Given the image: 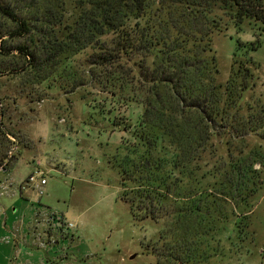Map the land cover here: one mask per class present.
Instances as JSON below:
<instances>
[{"label": "rangeland", "instance_id": "obj_1", "mask_svg": "<svg viewBox=\"0 0 264 264\" xmlns=\"http://www.w3.org/2000/svg\"><path fill=\"white\" fill-rule=\"evenodd\" d=\"M0 1L30 26L17 36L16 23L0 15V178L7 179L0 186V264H158L156 255L166 256L175 237L167 225L178 204L167 217L144 219L142 213L134 218L123 200L122 169L126 154L133 156L132 134L142 107L130 101L129 93L99 83L90 53L52 56L53 49H47L53 47L41 37L51 32L53 19L44 13L53 10L64 21L55 39L65 40L66 27L80 12L79 0ZM211 14L220 26L212 39L217 82L225 86L240 63L251 70L243 98L230 113L241 126L249 103L255 109L264 106V20L246 19L239 30L233 13L214 9ZM237 136L222 130L213 144L228 143L240 158L250 151L255 155L259 145L264 154L262 125ZM215 150H208L202 162L201 173L209 172L206 182H216L211 176L223 167V151ZM254 160L257 192L244 194L251 198L242 211L236 195L210 189L216 204L231 213V222L236 213L243 228L232 241H223L225 257H211V264H264V158ZM37 170L47 182L41 195L27 183ZM132 187L128 183L127 190ZM52 214L74 224L73 238L55 237L57 231L45 223ZM49 233L58 243L48 244ZM165 262L162 257L160 264Z\"/></svg>", "mask_w": 264, "mask_h": 264}, {"label": "trees", "instance_id": "obj_2", "mask_svg": "<svg viewBox=\"0 0 264 264\" xmlns=\"http://www.w3.org/2000/svg\"><path fill=\"white\" fill-rule=\"evenodd\" d=\"M78 6L65 40L55 39L64 21L53 10L44 13L53 19L51 32L41 37L53 47L47 49H53L52 56L62 52L71 59L79 52L90 53L99 83L129 93L130 101L142 107L132 134L133 156L126 154L122 169L123 200L134 218L142 213L144 219H157L160 213L167 217L178 204L167 225L175 237L166 256L156 255L160 262L164 257L165 264H211V257H225L223 241H232L243 228L233 210L231 222V213L216 204L210 189L236 195L237 210L242 211L257 192L254 159L264 154L259 145L255 155L250 151L240 158L228 143L213 140L222 130L236 138L239 132H257L264 127V106L255 109L249 103L241 126L234 122L230 113L252 74L240 63L225 86L217 82L212 39L220 26L211 12L233 13L240 30L246 19L264 20V0H79ZM15 14L0 1V15L16 23L15 35L23 36L30 26ZM18 49L32 57L26 48ZM212 147L223 151L224 159L223 167L211 176L218 179L214 183L206 182L209 172L201 173ZM128 183L133 185L130 190ZM247 191L252 195L244 196ZM160 239H166L164 232Z\"/></svg>", "mask_w": 264, "mask_h": 264}, {"label": "built area", "instance_id": "obj_3", "mask_svg": "<svg viewBox=\"0 0 264 264\" xmlns=\"http://www.w3.org/2000/svg\"><path fill=\"white\" fill-rule=\"evenodd\" d=\"M27 183L29 185L35 184L39 188V194H42L41 187L46 184V179L42 176L41 172L39 170L36 171V173L31 174L28 179ZM51 229L57 231V235L55 237L61 238V239H69V237L73 238V235L70 233L71 229L74 228V224L65 222L62 218L57 217V215L52 214L51 216H47L46 222H45ZM48 244H54L58 243V240L54 239L51 241V239L54 237L50 233L48 234ZM56 238V239H57ZM74 240V239H72ZM46 243H41V247H46Z\"/></svg>", "mask_w": 264, "mask_h": 264}, {"label": "crops", "instance_id": "obj_4", "mask_svg": "<svg viewBox=\"0 0 264 264\" xmlns=\"http://www.w3.org/2000/svg\"><path fill=\"white\" fill-rule=\"evenodd\" d=\"M3 179H4V178H3ZM3 179L1 180V178H0V186H1L2 183H4V182L7 180L6 178H5L4 180H3ZM46 183H47V182H46Z\"/></svg>", "mask_w": 264, "mask_h": 264}]
</instances>
